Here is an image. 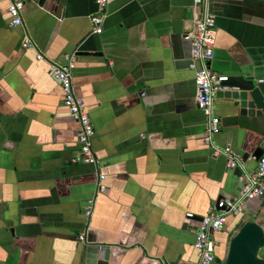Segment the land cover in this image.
Returning <instances> with one entry per match:
<instances>
[{
	"label": "crops",
	"instance_id": "obj_1",
	"mask_svg": "<svg viewBox=\"0 0 264 264\" xmlns=\"http://www.w3.org/2000/svg\"><path fill=\"white\" fill-rule=\"evenodd\" d=\"M39 1L26 0L22 27L10 26L0 1V264H84L77 236L96 178L92 165L77 160L78 127L58 81L34 49L21 47L25 32L47 59H74L73 90L94 128L105 187L88 243L110 246L112 264H194L186 214L204 216L239 188L226 159L203 141L194 72L177 65L201 8L192 0H108L102 32L94 34L95 0ZM211 13L209 68L264 78V0H212ZM240 99L226 87L214 114L215 143L242 157L260 146L264 121ZM256 164L249 157L244 166ZM246 211L258 223L264 196ZM236 221L229 216L214 234L217 255L242 225Z\"/></svg>",
	"mask_w": 264,
	"mask_h": 264
},
{
	"label": "built area",
	"instance_id": "obj_2",
	"mask_svg": "<svg viewBox=\"0 0 264 264\" xmlns=\"http://www.w3.org/2000/svg\"><path fill=\"white\" fill-rule=\"evenodd\" d=\"M7 4V12L10 16L11 27L23 26V12L26 0H0ZM193 5L200 7L201 11L195 19V31L186 34L185 39L191 42L189 68L194 72L195 96L194 101L197 109L205 118V132L203 141L213 149L214 156H223L229 170L239 168L241 175L237 177L239 188L236 196L223 198L210 206L207 214L193 228L195 241L193 248L196 251V262L194 264H215V250L217 242L214 234L219 232L229 216H238L244 210L249 201L261 199L264 196V157L257 161L253 170H247L241 155L228 148H220L215 143V137L220 132V120L214 114V101L216 94L226 87L224 83L227 77L217 74L209 68L213 57L216 30L214 26V15L211 13L212 0H192ZM96 12L90 16L92 32L100 34L102 23L106 17L108 0H95ZM22 49H34L36 61H44L48 66L49 73L58 81L63 95V105L68 109L72 119L77 124L76 139L79 145L77 160L83 164L92 165L95 168L94 193L86 201L83 208V229L77 236V242L87 245V232L90 218L93 214L96 197L105 190L103 185L104 176L98 172V162L92 147L94 128L82 101L77 98L72 85V70L74 59L65 56L64 62H56L47 59L34 42L25 32L21 43ZM192 214H186L189 220Z\"/></svg>",
	"mask_w": 264,
	"mask_h": 264
},
{
	"label": "water",
	"instance_id": "obj_3",
	"mask_svg": "<svg viewBox=\"0 0 264 264\" xmlns=\"http://www.w3.org/2000/svg\"><path fill=\"white\" fill-rule=\"evenodd\" d=\"M43 2L44 0H40L39 5L42 6ZM185 37L186 34L183 36L184 59L178 62L177 65L183 68H189L191 65V42L189 39H185ZM82 54L83 53L78 55ZM224 86L237 89L240 93L241 103L251 106L252 110L257 114V117L264 121V78L256 79L255 77L245 74H234L227 77ZM261 140L260 146H257L251 154L244 153L242 155V161L244 163L249 157L253 158L256 162L264 157V138ZM232 171H234V175L237 177L241 175V170L239 168ZM215 203H218V200ZM204 216H193L189 219L191 221L190 224H187L188 226L184 224L183 229L197 228L198 223L202 221ZM253 216L254 212H247L246 210L238 216H230L237 218L236 225L240 223H242V225L229 240L227 248L224 246L220 256L216 254L215 250V256L221 264H264V257L262 254L264 251V228L254 220ZM83 253L85 257L84 264H112L111 262L114 258L110 246L104 244L88 243L85 245Z\"/></svg>",
	"mask_w": 264,
	"mask_h": 264
},
{
	"label": "rangeland",
	"instance_id": "obj_4",
	"mask_svg": "<svg viewBox=\"0 0 264 264\" xmlns=\"http://www.w3.org/2000/svg\"><path fill=\"white\" fill-rule=\"evenodd\" d=\"M263 218V219H262ZM262 218H261V220L260 221H258V224L261 226V227H263L264 228V217L262 216ZM263 257H264V251H263Z\"/></svg>",
	"mask_w": 264,
	"mask_h": 264
},
{
	"label": "trees",
	"instance_id": "obj_5",
	"mask_svg": "<svg viewBox=\"0 0 264 264\" xmlns=\"http://www.w3.org/2000/svg\"><path fill=\"white\" fill-rule=\"evenodd\" d=\"M241 226V225H240ZM240 228V227H239ZM215 264H221L218 260H216V263Z\"/></svg>",
	"mask_w": 264,
	"mask_h": 264
}]
</instances>
